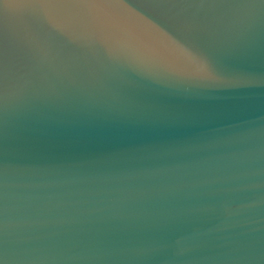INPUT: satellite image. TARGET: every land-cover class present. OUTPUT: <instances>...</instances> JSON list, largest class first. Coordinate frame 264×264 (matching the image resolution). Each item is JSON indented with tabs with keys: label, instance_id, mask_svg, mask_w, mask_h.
I'll return each mask as SVG.
<instances>
[{
	"label": "water",
	"instance_id": "1",
	"mask_svg": "<svg viewBox=\"0 0 264 264\" xmlns=\"http://www.w3.org/2000/svg\"><path fill=\"white\" fill-rule=\"evenodd\" d=\"M2 264H264V0H0Z\"/></svg>",
	"mask_w": 264,
	"mask_h": 264
},
{
	"label": "snow or ice",
	"instance_id": "2",
	"mask_svg": "<svg viewBox=\"0 0 264 264\" xmlns=\"http://www.w3.org/2000/svg\"><path fill=\"white\" fill-rule=\"evenodd\" d=\"M0 264H2V261H0Z\"/></svg>",
	"mask_w": 264,
	"mask_h": 264
}]
</instances>
